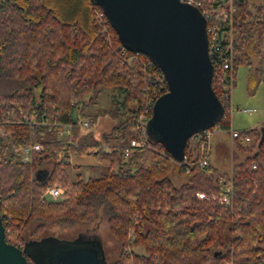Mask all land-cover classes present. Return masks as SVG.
Masks as SVG:
<instances>
[{
	"label": "trees",
	"instance_id": "16d2710c",
	"mask_svg": "<svg viewBox=\"0 0 264 264\" xmlns=\"http://www.w3.org/2000/svg\"><path fill=\"white\" fill-rule=\"evenodd\" d=\"M196 1L201 8L226 0ZM231 1L236 6L231 27H219L221 54L230 58V67L219 72L214 65L211 80L219 97L230 91L231 76L238 65L250 63L252 53L264 61V0L255 5ZM99 12L89 0H0V114L11 120L0 134V217L6 241L35 249L50 236H40L47 222L87 223L101 209L120 247L108 264H264V135L253 127L236 129L231 136L235 148L246 154L231 169V206L196 196L197 191L218 194V178L225 173L209 163L201 167L198 152L186 154L190 139L184 159L175 161L144 124L147 144L124 155L125 145L141 136L139 119L144 113L151 116L167 84L145 54L122 47ZM254 32L260 36L256 43ZM104 86L121 91L116 107L123 119L102 142L60 138L61 126L76 124ZM229 108L224 103L214 125L226 132ZM87 116L92 122L94 116ZM8 133L7 143L2 136ZM32 142L43 150L29 163L5 155L6 147ZM86 154L103 170L82 178L75 172L81 165L71 157L80 160ZM42 160L53 164L37 178ZM172 168L188 175L179 186L169 177ZM54 184L64 188L63 196H43ZM32 222L35 237L25 240L22 232ZM133 246H142L143 252Z\"/></svg>",
	"mask_w": 264,
	"mask_h": 264
},
{
	"label": "water",
	"instance_id": "95a60500",
	"mask_svg": "<svg viewBox=\"0 0 264 264\" xmlns=\"http://www.w3.org/2000/svg\"><path fill=\"white\" fill-rule=\"evenodd\" d=\"M89 1L100 7L123 48L145 54L162 72L167 90L154 100L146 131L173 160L181 161L188 138L216 125L224 113L211 84L214 67L205 16L184 0ZM4 232L0 217V264H31L28 243L23 248L14 245ZM46 239L36 248L39 258L46 257L49 264H105L103 250L93 242L76 240L42 250Z\"/></svg>",
	"mask_w": 264,
	"mask_h": 264
},
{
	"label": "rangeland",
	"instance_id": "374dc122",
	"mask_svg": "<svg viewBox=\"0 0 264 264\" xmlns=\"http://www.w3.org/2000/svg\"><path fill=\"white\" fill-rule=\"evenodd\" d=\"M248 1L252 5L259 4L261 2V0ZM202 7L212 10L213 13L217 11L220 14L218 17L228 16L229 26L231 27L233 13L236 11V6L231 0H226L224 4L219 7L208 5ZM229 8H231L232 12H230ZM262 13L264 15V9ZM216 19L218 18L216 17ZM216 21L219 27L220 25H226L222 22V20H220L221 22L219 20ZM254 35V43H256L260 36H256V32H254ZM260 38L262 39L261 44L264 45V35ZM258 48L261 49L260 51H263L261 45H259ZM260 57V54L257 52L252 53L250 63L238 65L235 76H231L232 79L230 83H232L234 79V84L231 86L229 92V130L255 127L259 128L264 135V61L260 62ZM121 98L122 93L117 89V87H101L95 101L87 107L86 113L78 115V122L71 125L70 130L66 129L65 132L59 133L58 136L63 139L71 136L72 141L75 143L87 142L91 144L94 143V141L102 142L103 135L111 131L112 127L124 117L122 109L119 110L116 107V102L121 100ZM87 115L94 116L92 122H89V116ZM83 120L88 121L87 126L82 124ZM217 129L218 128L216 126L210 127L211 132H215ZM9 135L10 134L8 133L2 136L3 140L7 143L10 142ZM224 135L227 145L224 143V148L220 149L219 154L221 156L223 154L224 156H227V164L230 162L235 163L243 159L246 154L239 152L234 146L233 139L230 140L225 133ZM191 144V147L187 148L186 154H188L191 149L195 151L197 143L192 140ZM16 148L19 147H6L5 155L8 156L11 153L17 158L16 154H14V150ZM85 156L86 157H82L80 160L79 157H71L73 163H79L81 165L76 167L75 172H78L82 178L94 176L103 170L102 167L97 165L96 160L91 154H86ZM52 164L53 162L51 160H42L38 170L36 171V177L41 178L42 175H44L52 167ZM169 177L176 186H179L186 181L188 175H180L172 168L169 172ZM59 186L62 189V194L55 199L61 198L64 193V188L61 185ZM43 196L49 198V195H46L45 192H43ZM35 224L36 222L30 223L29 226L22 232L25 240L35 237L30 234ZM42 235H50L49 240L44 242V244H41L42 250L56 249L67 242L72 243L76 240L93 242L94 244L100 246L103 250L105 264L112 262L118 256L120 251L119 243L109 231L107 220L101 209L99 210L98 215L87 223L75 222L71 224H61L56 221L47 222L43 230L40 232V236ZM133 248L137 252H143L142 246H133Z\"/></svg>",
	"mask_w": 264,
	"mask_h": 264
},
{
	"label": "built area",
	"instance_id": "2783aa9c",
	"mask_svg": "<svg viewBox=\"0 0 264 264\" xmlns=\"http://www.w3.org/2000/svg\"><path fill=\"white\" fill-rule=\"evenodd\" d=\"M184 1H188V2L198 6V3L194 0H184ZM229 9H230V12H232L231 8H229ZM200 10L206 19V31H207V39H208L209 58L213 64V67H214V65H217L218 71L224 72V70L226 68L230 67V58L228 56H225L224 54H221L222 48H221V43H220V37L223 38L224 35H221V33L219 31V26H218L216 20H219V21L222 20V22H224L225 24H229V17L228 16H226V17L219 16V17H221V18H219L218 15H220V14L217 11H215L213 13L212 10L205 8V7H201ZM102 14H103V12L101 10V12H99L98 15L101 16ZM216 17L218 19H216ZM229 92H226V93L222 92L221 97L218 96L221 99L223 105H224V103L229 104V100H230ZM146 120H147V117L144 113L141 116V118L139 119V125L141 127V136L139 139H131L130 142L127 145H125L124 155H127L129 152V148H131L133 146L146 145L147 144V137L145 135V129H144V124H145ZM9 121H11L9 116H4V115L0 114V134L2 133V125L6 122H9ZM32 122H34V119H32ZM82 124L87 126L88 121L83 120ZM70 128H71V124L65 123L61 126V130L59 133L65 132L66 129L70 130ZM210 132H211L210 128H206V129H203V130H200V131L193 133L188 138V139H190V141L188 142L190 147L192 145L191 144L192 140L197 143L195 151H193L192 149H191V151L194 154L196 152H198V155H199L198 164L201 167H205L208 164V156L207 155H208V151H209ZM229 132H230L231 136L237 135L235 130L231 129ZM245 139L247 140L248 137H245ZM41 150H43V145L41 143L32 142V143H28L27 145H24L23 147L16 148L14 150L15 151L14 154H16L18 160H20L21 162L29 163L32 161L33 154L36 152H39ZM184 157H185V153H184ZM184 157H183V159H184ZM252 166H254V164H252ZM218 182L221 185V191L218 194H213V193L207 194V193H204L201 191H197L195 193L196 196L200 199H216L222 205L231 206L233 203V197H234L233 181H232L231 176L230 175H221L218 178ZM45 193H46V195H49V198L55 199L62 194V189L60 188L59 185H56V184L48 185L46 187ZM224 264H231V262L226 261V262H224Z\"/></svg>",
	"mask_w": 264,
	"mask_h": 264
},
{
	"label": "crops",
	"instance_id": "0c3cea01",
	"mask_svg": "<svg viewBox=\"0 0 264 264\" xmlns=\"http://www.w3.org/2000/svg\"><path fill=\"white\" fill-rule=\"evenodd\" d=\"M229 131L226 132V131L218 128L215 132L214 131L210 132L209 151H208V155H207L208 156V163L210 165H212L213 167H215L219 172L225 173V175H230L232 166L235 163L240 161L239 160L235 163L230 162L229 164H227V161H228V160L226 161L227 156H224V154L221 156L219 154L220 149L224 148V143H225V145H227V143L225 142L224 133L227 134V136L230 140L232 139ZM84 157H86V156L83 155V158ZM226 173H228V174H226Z\"/></svg>",
	"mask_w": 264,
	"mask_h": 264
},
{
	"label": "flooded vegetation",
	"instance_id": "af4514ba",
	"mask_svg": "<svg viewBox=\"0 0 264 264\" xmlns=\"http://www.w3.org/2000/svg\"><path fill=\"white\" fill-rule=\"evenodd\" d=\"M24 247V246H23ZM22 247V248H23ZM28 251L26 252V256L29 257V261L31 262V264H49L48 260L46 259V257H44L43 259L39 258V251L35 248H33V246H29L27 245V247H25ZM32 256L34 258H32ZM35 260V261H34Z\"/></svg>",
	"mask_w": 264,
	"mask_h": 264
}]
</instances>
